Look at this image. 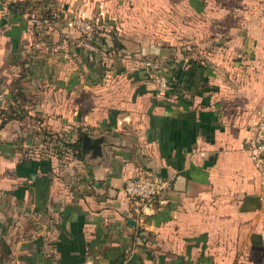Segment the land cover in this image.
<instances>
[{
    "label": "crops",
    "instance_id": "crops-1",
    "mask_svg": "<svg viewBox=\"0 0 264 264\" xmlns=\"http://www.w3.org/2000/svg\"><path fill=\"white\" fill-rule=\"evenodd\" d=\"M0 94V264H264V0H0ZM138 173L172 181L144 218Z\"/></svg>",
    "mask_w": 264,
    "mask_h": 264
},
{
    "label": "built area",
    "instance_id": "built-area-1",
    "mask_svg": "<svg viewBox=\"0 0 264 264\" xmlns=\"http://www.w3.org/2000/svg\"><path fill=\"white\" fill-rule=\"evenodd\" d=\"M73 22L82 34L92 35L94 31L92 22L80 16L74 17ZM62 45H65V42ZM146 64L152 68L151 76L155 80L157 90L164 93L170 88L169 79L158 71L157 60H148ZM3 100L4 96L0 94V101ZM253 116L254 120L249 127V136L244 143V149L259 172L260 181L264 186V107L255 108ZM171 184L170 178L160 175L138 173L125 178L122 190L129 202L131 214L138 218L154 214L158 208L160 196L169 189Z\"/></svg>",
    "mask_w": 264,
    "mask_h": 264
},
{
    "label": "trees",
    "instance_id": "trees-1",
    "mask_svg": "<svg viewBox=\"0 0 264 264\" xmlns=\"http://www.w3.org/2000/svg\"><path fill=\"white\" fill-rule=\"evenodd\" d=\"M25 2H28L29 3V0H25ZM47 11H50L49 9H46V10H44V12L42 13V16H41V18H46L44 15H46L45 13L47 12ZM93 24H94V31H93V33H92V36H91V38H90V41H95L96 39H97V41H99L98 40V36L97 35H95V34H97V25L94 23V22H92ZM100 42V41H99ZM2 124V122L0 123V125ZM46 134L47 135H51L50 133H48V132H46ZM60 141V142H59ZM57 145H52L51 147L53 148V149H51V150H53V152L54 153H57V154H62L66 149H69V150H71L72 152H73V154H75L76 156H79L80 155V143H81V135L78 137V139L77 140H75V141H66V140H60V138L57 140Z\"/></svg>",
    "mask_w": 264,
    "mask_h": 264
},
{
    "label": "water",
    "instance_id": "water-1",
    "mask_svg": "<svg viewBox=\"0 0 264 264\" xmlns=\"http://www.w3.org/2000/svg\"><path fill=\"white\" fill-rule=\"evenodd\" d=\"M259 205V196L258 195H249L246 197L244 203L241 206L242 210H252L257 208ZM128 221L135 225L136 219L135 218H129Z\"/></svg>",
    "mask_w": 264,
    "mask_h": 264
},
{
    "label": "rangeland",
    "instance_id": "rangeland-1",
    "mask_svg": "<svg viewBox=\"0 0 264 264\" xmlns=\"http://www.w3.org/2000/svg\"><path fill=\"white\" fill-rule=\"evenodd\" d=\"M92 22H93V21H92ZM94 23H95V22H94ZM151 59H152V58H148L147 61H148V60H151ZM147 61H146V62H147ZM21 101H22V100H21ZM3 104H4V103H3ZM0 106H1V104H0ZM0 110H1V107H0ZM29 149H31V147H30ZM49 149H53V148H52V147H50V148H49V147H43L41 150H42V153H45V152H48ZM31 151L34 152V151H39V150H38V147H34L33 150H31ZM50 151H51V150H50Z\"/></svg>",
    "mask_w": 264,
    "mask_h": 264
}]
</instances>
